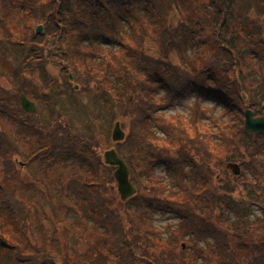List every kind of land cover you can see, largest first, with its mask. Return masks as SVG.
I'll list each match as a JSON object with an SVG mask.
<instances>
[{
    "label": "trees",
    "instance_id": "obj_1",
    "mask_svg": "<svg viewBox=\"0 0 264 264\" xmlns=\"http://www.w3.org/2000/svg\"><path fill=\"white\" fill-rule=\"evenodd\" d=\"M242 1L199 0L201 10L195 11L189 3L181 7L180 0H0V40L5 41H0V67L7 72L48 60L45 33L56 38L55 61L69 67L67 79L71 74L81 85L115 92L111 73L124 76L130 71L133 83L120 84L132 92L123 99L129 128L126 133L119 120L125 136L115 149L136 188L131 197L119 199L111 185L114 167L90 155L96 145L92 135L71 126L67 111L48 117L52 107L41 87L25 80L31 67L23 70L28 74H17L16 84L7 73L8 88L0 85V264H264V133L245 131L244 97L233 87L249 82L238 69L241 57L264 61V0L246 2L245 13L240 12ZM174 14L178 20H171ZM38 24L41 33L35 32ZM255 24L261 28L253 34ZM131 35V44L123 43ZM146 38L156 42L159 56L143 52ZM191 40L199 49L200 65L189 73L179 70L168 54L173 51L182 62ZM10 45L18 50L15 60ZM254 69L262 67L257 63ZM157 87L166 91L156 95ZM182 95L209 97L224 115L208 121L212 117L195 103L190 135L180 117L157 113ZM22 96L34 103L33 111L23 109ZM151 121H156L159 135ZM21 138L27 147L38 146L25 162L33 168L30 181L19 177L10 158L18 153ZM150 141L155 149L146 146ZM67 153L71 157H62ZM59 159H65L64 168L69 163L87 168L91 178L86 183L75 170L64 182L63 174L57 204L46 187L43 193L51 206L47 217L35 196L41 193L36 183ZM151 161L174 168L173 174L164 178L153 173ZM228 163L237 164L239 173ZM115 196L121 208L113 206ZM255 204L261 213L251 218ZM67 210L76 214V226ZM158 210L177 217L166 238L151 218ZM87 220L103 234L81 250L74 237L83 229L93 231Z\"/></svg>",
    "mask_w": 264,
    "mask_h": 264
},
{
    "label": "rangeland",
    "instance_id": "obj_2",
    "mask_svg": "<svg viewBox=\"0 0 264 264\" xmlns=\"http://www.w3.org/2000/svg\"><path fill=\"white\" fill-rule=\"evenodd\" d=\"M250 0H243V3L239 4V7H241L240 12H246V8L244 6L247 4ZM255 2V0H253ZM189 7H193L195 11L201 10V5L199 0H188ZM186 1L180 0L181 7L188 5ZM177 13V11H175ZM179 15L174 14L171 18L178 20ZM191 19L188 18V22ZM253 21V20H252ZM0 26L2 24L0 23ZM258 28H261L260 26H257L256 24L250 27V31L253 34H256V30ZM264 27V26H263ZM44 31V29H43ZM47 31V28L45 29ZM250 33V32H249ZM1 37V35H0ZM18 38H24L21 37L20 34ZM43 38L50 44L49 50L47 51L49 57L48 60L44 61V63L39 64L37 67H32L36 65V61H34L32 66L29 67H21L19 68V71L16 69H13L11 72H7V69L0 67V85L8 88V82L6 81V74L8 73L9 76L12 79L13 83H18L20 80L17 74L19 73L22 75L23 73H27L29 71L23 72L24 69H30V75H28V78L25 80H29L31 78L32 83H35L41 87V94L44 95L45 101L48 102L52 107V112L48 114V117L53 116L57 111H60L62 115L65 116V112L67 111L68 116L66 117L70 120L71 126H81V129H83L86 134L92 135L93 143H95L94 153L90 154L91 156L99 155L102 157L103 152L106 149L109 148H116V143L111 141L110 135L112 132V127L115 121L122 120L123 123H121L124 131L127 133L129 124L126 122L127 119L124 113V104L123 101L127 98H130L132 95L131 90L128 88V91L125 90L124 87H122L120 84L121 82L125 84V82H128V85L130 82L133 83V80L130 78V71H126V75L122 76L121 74H117L116 71H113L111 73L110 80L113 79V84L116 86L115 92H110L108 90H100L99 88L95 89V85L91 83H84L81 85V83L78 80L67 79L65 77V71H70L69 67H64V62H56L55 61V54L54 47L52 44L56 41L55 37H51L50 35H46V33L43 35ZM31 39V38H28ZM132 35L125 37L123 39V43L125 41L128 42V44H131ZM2 44H4V40H0ZM43 47V46H42ZM144 53L152 55V56H159V50L156 42L150 40L149 38H146L144 40ZM11 52L10 57L14 60L17 59L19 56H17L18 50L10 45L9 46ZM184 59L182 62H179L176 58V55L173 51L169 52L168 58L173 62L174 65L177 66L179 70H183L186 72H189L197 69L200 65V60L198 58V52L199 49L197 48V45L194 40H191L186 43L185 49H184ZM255 59V60H254ZM167 60V59H166ZM168 61V60H167ZM168 63H170L168 61ZM259 63L262 67V70L254 69L256 64ZM16 66V65H15ZM230 67V66H229ZM13 68V67H12ZM44 68H46L44 70ZM73 68V67H72ZM77 71L76 68H73ZM168 70V68H165ZM238 69H242V74L245 73V80L249 81L245 83L242 86L238 84H233V87L238 91L242 92L243 95V104L245 108H250L254 114H258L261 112V114H264V61L257 60L256 58L250 59L246 57H241L238 62ZM233 72V68L230 67L227 69V73L231 74ZM33 74V76H32ZM150 81L153 79V75H150L149 77ZM24 80V81H25ZM158 86L162 85V83L159 80L153 81ZM152 82V83H153ZM76 85V88L74 87ZM248 85L249 89H246L245 87ZM52 87L54 90L52 91ZM93 88V93H89L90 88ZM231 87L232 89H234ZM73 88V89H72ZM242 88V90H241ZM39 90H34L32 93H37ZM163 91H166L160 87H157L155 89L156 95L163 94ZM244 91V92H243ZM101 99V100H100ZM124 99V100H123ZM195 103H198V107L200 109V112H203L204 115H206L208 118L211 116L212 119H208V121L213 120V118L217 119L220 114H222V109L218 105H213V101L211 98L207 97L203 100L201 98H197L193 95L185 96L182 95L179 97L174 104L171 106L163 109L162 111L157 112L158 114H161L162 116H168V117H180L183 121L182 128L185 127L186 132L190 135L192 134V131H194V125L196 124V121H192L193 119V106ZM244 108V109H245ZM224 115V114H222ZM87 120V121H86ZM151 129H153V133L155 135H159L160 128L157 126L156 121H151L150 124ZM163 138V137H161ZM261 140V145H263L264 150V141ZM19 145L18 153L11 155V159L15 162V168L18 170V173L20 174L19 177L23 178L26 181H30V172L33 168L25 167V162H27L28 158L31 154H33L36 149L38 148L37 145L32 147H27L26 141L24 138L19 139V142L17 143ZM149 148H156V143H153L150 141L146 145ZM126 145L121 149L125 152ZM153 149V150H154ZM140 150V149H139ZM72 152V151H71ZM75 153L73 152V155ZM62 157H71V154L67 153L64 154ZM259 157V156H258ZM65 159L62 160V163L60 159L53 164L55 168H53L52 172L49 174L47 172H43L42 178L44 179L42 182L37 181L36 186L41 189V193H37L35 195L39 202L41 203L42 208L45 210V212L48 214L47 217H50V207L48 206L46 194L43 193L45 191L46 187H49L52 194L54 195V201L58 202V193L57 190L60 186V180L61 176L64 175V182L68 180L69 173H72V176H75V170L79 172L82 175V179L88 180L91 177H89V173L91 171H87V168L82 169L83 167H79V165H72L69 163L65 168L63 167L65 163ZM103 160V158H102ZM21 161L24 163V165L21 164ZM67 164V163H66ZM151 169L153 173L158 172L159 175H162V177L166 178L167 176H170V174H173L174 168H168L164 164H157L153 161H151ZM187 164L185 163L184 166ZM246 164L243 166V170L246 171ZM155 171V172H154ZM48 174V175H47ZM107 174L102 170L101 177L104 179ZM68 177V178H67ZM55 178H58V181L55 180ZM60 178V179H59ZM51 179V180H49ZM88 183V181H85ZM112 188L115 190V183H111ZM141 194H145L146 191L141 189L139 190ZM25 196H29L28 191H24L23 193ZM237 194H234L236 196ZM258 204L253 205V213L251 218L256 213H261L260 208L256 206ZM115 207H120V204H118L117 197L115 196L114 205ZM121 208V207H120ZM67 217L73 221L74 226L78 224V220L76 219V214L73 211L67 210L66 213ZM151 218L153 220V224L158 227L164 236H166L169 233L168 226L169 224H174L177 220V217L175 214L168 212V211H155ZM233 218V216H232ZM91 222L87 220L86 224L87 226L93 228V231L96 233H93L92 230H84L83 232L77 231V234L74 238L80 243L79 248L81 250H84L87 248V244H91L94 242L99 235L101 236L103 234V229L96 226H91ZM74 229H82L80 227H75ZM93 233V234H92ZM71 244L74 242L71 240ZM76 244V243H75ZM72 252L75 250L73 249V245H70ZM94 261V260H91ZM91 263V262H90ZM98 264V263H95Z\"/></svg>",
    "mask_w": 264,
    "mask_h": 264
},
{
    "label": "water",
    "instance_id": "obj_3",
    "mask_svg": "<svg viewBox=\"0 0 264 264\" xmlns=\"http://www.w3.org/2000/svg\"><path fill=\"white\" fill-rule=\"evenodd\" d=\"M41 28L42 26L38 25L35 29L36 32H40ZM21 103L23 108L26 110L34 109L33 103L23 96L21 97ZM244 128L247 132L255 131L264 133V115L253 116L250 109H245ZM123 137L124 133L120 128L119 122L116 121L112 129L111 138L112 140H121ZM103 155L106 163L116 166L113 175L117 182V190L119 192L120 199L123 200L134 193V188L128 179L127 166L124 161L118 157L114 149L106 150Z\"/></svg>",
    "mask_w": 264,
    "mask_h": 264
}]
</instances>
